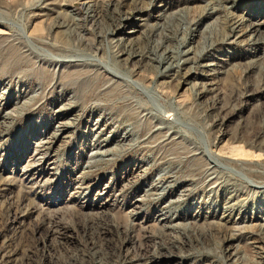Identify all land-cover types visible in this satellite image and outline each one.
Listing matches in <instances>:
<instances>
[{
	"label": "rangeland",
	"instance_id": "obj_1",
	"mask_svg": "<svg viewBox=\"0 0 264 264\" xmlns=\"http://www.w3.org/2000/svg\"><path fill=\"white\" fill-rule=\"evenodd\" d=\"M0 264H264V0H0Z\"/></svg>",
	"mask_w": 264,
	"mask_h": 264
}]
</instances>
